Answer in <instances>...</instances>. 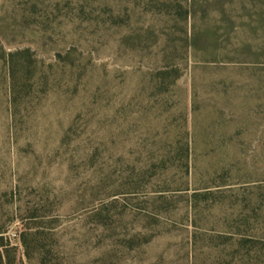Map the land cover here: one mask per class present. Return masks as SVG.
Listing matches in <instances>:
<instances>
[{
	"label": "rangeland",
	"instance_id": "obj_1",
	"mask_svg": "<svg viewBox=\"0 0 264 264\" xmlns=\"http://www.w3.org/2000/svg\"><path fill=\"white\" fill-rule=\"evenodd\" d=\"M263 47L264 0H0V264H264Z\"/></svg>",
	"mask_w": 264,
	"mask_h": 264
},
{
	"label": "trees",
	"instance_id": "obj_2",
	"mask_svg": "<svg viewBox=\"0 0 264 264\" xmlns=\"http://www.w3.org/2000/svg\"><path fill=\"white\" fill-rule=\"evenodd\" d=\"M259 45L256 46H252L250 47V49H259V46H263L260 43H258ZM263 44V43H262ZM249 48V46L245 45L244 42H237L236 45H233L231 47H228L230 49V54L228 55L229 58H238V57H242L245 56L244 53L245 50L247 48ZM264 48V47H263ZM23 54H29V50H23L22 51ZM21 52L20 51H15V52H9L6 54V59H5V68H6V72H7V79H8V83H9V93H10V97L12 98L13 101H16V92H15V85L17 83V79L19 76V73H23L29 68L25 63L20 62L18 60V58L21 56ZM245 57L247 58H251L250 55H246ZM168 74L167 72H161L159 74V76L157 77V82H155L154 86H158L159 85H163L164 83L168 82ZM161 75V76H160Z\"/></svg>",
	"mask_w": 264,
	"mask_h": 264
}]
</instances>
